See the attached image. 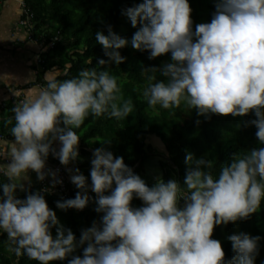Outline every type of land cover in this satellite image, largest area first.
<instances>
[{"label":"clouds","instance_id":"obj_1","mask_svg":"<svg viewBox=\"0 0 264 264\" xmlns=\"http://www.w3.org/2000/svg\"><path fill=\"white\" fill-rule=\"evenodd\" d=\"M214 7L210 22L196 24L195 30L189 0H143L126 7L122 14L136 31L130 40L111 26L107 34L96 31L95 41L108 58L98 64L124 63L120 50L129 44L147 51L149 59L170 54L158 67L141 70L140 98L148 108L183 105L205 118L252 114L247 123L255 127L260 146L233 154L218 171L213 160L188 152L183 183L157 178L149 186L104 146L111 141H99L91 182L79 168L69 177L67 169L78 191L56 201L62 211L94 202L99 221L77 239L48 206L43 192L51 189L30 192L23 182L34 172L41 182L51 176L52 188L62 184L46 168L49 155L68 168L80 158L77 129L87 117L120 121L134 104L107 69L83 68L64 80L46 74L45 84L15 101L11 115L2 118L12 137L7 162L0 163V233L6 234L7 252L37 264H255L260 236H227L234 254L225 259L212 235L216 226L250 218L264 201V0H215ZM134 199L142 205L133 207ZM77 248L82 255L75 254Z\"/></svg>","mask_w":264,"mask_h":264},{"label":"trees","instance_id":"obj_2","mask_svg":"<svg viewBox=\"0 0 264 264\" xmlns=\"http://www.w3.org/2000/svg\"><path fill=\"white\" fill-rule=\"evenodd\" d=\"M4 1L0 0V4ZM142 2L143 0H24L33 16L31 38L46 49L41 57L42 71L38 75L39 81H43L48 72H58L56 79L64 80L76 76L83 68L107 69L117 76L125 98L131 97L133 100L134 110L123 120L117 121L104 116H89L85 119L77 133L81 137L79 157L88 160L83 164L76 163L74 168H79L89 177L91 159L88 157H93V154L88 149L101 147L99 141H111L104 146L114 156L123 157L125 163L149 186L157 178L165 181L176 179L183 183L186 171L184 158L188 152L197 158L204 156L213 160L218 171L221 165L230 161L233 154L259 147L255 136L256 129L247 123L255 118L252 114L244 117L212 114L210 118H205L198 116L194 109L187 111L183 105L173 109L148 108L147 103L140 98V89L145 85L141 70L151 66L158 67L170 59V54L149 59L147 51H137L129 44L120 50L121 55L126 58L124 63L119 66L98 64L99 59L108 58L104 56L102 46L95 41V32L104 31L107 34V27L111 26L118 35L130 40L136 28L122 14V9ZM189 4L192 9L193 30L198 23L210 22L215 11V0H189ZM0 131L3 132H0L1 135L12 139L3 125ZM152 166L157 175L149 173ZM2 179L4 177L0 175V180ZM149 179L154 182H149ZM67 180V188L72 190L67 198H73L78 189ZM39 190L40 184L39 187L28 189L30 192ZM17 195L24 198L26 193L17 192ZM89 195L94 200L95 194L89 192ZM44 196L59 221L70 228L77 239L82 229L99 221L100 214L94 211V202H90L83 210L62 211L56 208V201L66 198L50 194ZM132 205L139 207L142 202L134 199ZM240 232L261 237L255 264H262L264 201L250 218L214 228L212 238L220 241L225 259H230L234 254L227 236ZM5 243L6 234L0 233V264H37L26 257L10 254L5 250ZM75 254L82 255V249L77 248ZM54 264H67V261H56Z\"/></svg>","mask_w":264,"mask_h":264},{"label":"crops","instance_id":"obj_3","mask_svg":"<svg viewBox=\"0 0 264 264\" xmlns=\"http://www.w3.org/2000/svg\"><path fill=\"white\" fill-rule=\"evenodd\" d=\"M21 0H5L0 4V128L2 118L5 115H11L10 109L13 103L23 98L25 99L31 93H35L45 84V75L56 78L58 72H48L44 75L43 81H39L38 75L42 71V53L46 49L42 45L29 37L31 33L20 25L22 18ZM32 36V35H31ZM31 90V91H30ZM5 128V127H4ZM3 133L2 131H0ZM0 133V163H6L4 160L7 155L8 143L11 139ZM55 147L59 148L57 143ZM93 154V150L88 149ZM92 159L91 156L88 157ZM88 159L80 158L68 166V177L71 169L76 163L83 164ZM57 162L49 155L46 161V168L55 171ZM152 173V172H151ZM2 175V173H0ZM51 176L45 180L51 181ZM70 180V178H69ZM25 188L39 187V181L34 172L30 173V182H23Z\"/></svg>","mask_w":264,"mask_h":264},{"label":"built area","instance_id":"obj_4","mask_svg":"<svg viewBox=\"0 0 264 264\" xmlns=\"http://www.w3.org/2000/svg\"><path fill=\"white\" fill-rule=\"evenodd\" d=\"M21 6H22V18L20 20V25L24 28H26L31 33V27H32V14L29 12V9L25 6L24 0H21ZM31 38V35H29ZM53 46V44H51ZM51 47V46H50ZM23 98H20L18 100H22ZM17 101V100H16ZM54 158V157H53ZM54 160L57 162L55 166V170L58 173V178L62 180V184H57L54 188H52V185L50 181L44 180L40 183V190L43 189H51V191L43 192V194H50V195H60L63 198L69 197L71 190L67 188V177L66 172L67 169L64 168L63 165H61L58 159L54 158Z\"/></svg>","mask_w":264,"mask_h":264},{"label":"rangeland","instance_id":"obj_5","mask_svg":"<svg viewBox=\"0 0 264 264\" xmlns=\"http://www.w3.org/2000/svg\"><path fill=\"white\" fill-rule=\"evenodd\" d=\"M56 78H57V77H56ZM155 170H156V169L152 166L151 168H149V173L152 172V173H150V174H152V175H157V174H155V173H157V172H155ZM154 172H155V173H154ZM148 181H149V182H154V181H152L151 179H149Z\"/></svg>","mask_w":264,"mask_h":264}]
</instances>
